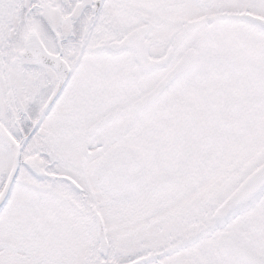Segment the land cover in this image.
<instances>
[{
    "label": "snow or ice",
    "instance_id": "6c2138e0",
    "mask_svg": "<svg viewBox=\"0 0 264 264\" xmlns=\"http://www.w3.org/2000/svg\"><path fill=\"white\" fill-rule=\"evenodd\" d=\"M0 264H264V0H0Z\"/></svg>",
    "mask_w": 264,
    "mask_h": 264
}]
</instances>
